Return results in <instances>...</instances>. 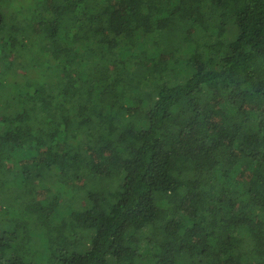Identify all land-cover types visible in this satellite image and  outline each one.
<instances>
[{
    "label": "trees",
    "instance_id": "trees-1",
    "mask_svg": "<svg viewBox=\"0 0 264 264\" xmlns=\"http://www.w3.org/2000/svg\"><path fill=\"white\" fill-rule=\"evenodd\" d=\"M34 8L0 5L37 76L0 102V264H264V0Z\"/></svg>",
    "mask_w": 264,
    "mask_h": 264
},
{
    "label": "rangeland",
    "instance_id": "rangeland-1",
    "mask_svg": "<svg viewBox=\"0 0 264 264\" xmlns=\"http://www.w3.org/2000/svg\"><path fill=\"white\" fill-rule=\"evenodd\" d=\"M34 1L36 2V0H0V5L4 8L5 12H9V13L13 12L14 14H16L17 15V17H15L16 21L30 22L32 17L37 16V11H35V8H34L35 7ZM6 20H11V19L7 17ZM28 36H29V39L31 38L32 40H34V38H36V33L32 31L31 34ZM20 40L21 42H23L22 38H20ZM6 48L9 49L8 46ZM29 49L31 51L36 49V45L34 41H32V44H30ZM6 62H9L11 65L5 66V67L2 66V64ZM25 66L28 67V64L17 60V58L13 57V54L5 56V59L0 61V69L5 71V74L0 75V95H2L0 98V102L6 101L7 94L10 95L9 99H11L12 92L15 93L16 89L18 90L22 88L25 89V86L28 84V81L32 83L34 78L37 77L34 74H32L31 77H29L28 74L26 73L27 68ZM29 71H35L37 74H39L38 69H33V70L29 69ZM16 83H19L17 88H15ZM0 121L5 122L6 119L0 118ZM7 166L8 164L6 165V168ZM11 178H13L12 175H11ZM65 181H66L67 186H71L75 188L77 191H78V187H81L80 183H77V182L72 183L67 180Z\"/></svg>",
    "mask_w": 264,
    "mask_h": 264
}]
</instances>
